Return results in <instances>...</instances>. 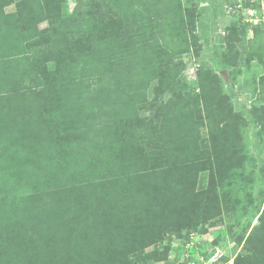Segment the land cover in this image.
<instances>
[{"label":"rangeland","instance_id":"1","mask_svg":"<svg viewBox=\"0 0 264 264\" xmlns=\"http://www.w3.org/2000/svg\"><path fill=\"white\" fill-rule=\"evenodd\" d=\"M236 1L172 0L180 8L174 24L167 29L165 44L157 50V56L162 59L155 69L157 78L149 86L147 102L137 105L134 117L130 120L133 128L130 130V139L127 138V147L133 148L136 155L145 152L149 156L155 152L153 159L156 161L160 156L157 153L166 151L169 146L161 140L166 131L163 130L160 117L155 114L154 106L165 104L171 98L182 101L183 104L176 106V110L180 107L178 113L196 110L185 137L191 138L187 140L191 144L184 145L190 155L184 158L185 161L187 164L209 162V167L221 169L218 172L221 184L217 178L211 182L210 171L204 170L199 173L192 191L188 189L179 198L166 191L167 182L160 181L158 177L160 168L151 176V170L146 176L139 174L126 201L132 207L141 204L149 206L151 202L152 212L156 207L162 208L165 215L161 220L156 219V222L160 226L162 221L164 226L171 222L168 229L172 231L169 246L168 239L163 236L145 249L148 255L145 264H209L211 258L206 259V253L212 251H215L214 254L229 255L233 264H236V257L246 250V237L264 208V100L259 99L264 95L261 92L264 91L261 83L264 77V21L261 20L264 16V0L256 1L255 4L242 0L244 9L238 8ZM108 3L109 0H64L61 3L53 0H13L12 4L4 6L5 13H15L13 26L7 30V35L12 30L8 41L15 42L19 49L12 50V46L3 41L7 35L0 33V70H4L7 78L12 79L7 80L9 86L14 85L13 93L10 90L0 92V133L5 127H11L29 115L38 106L37 102L45 104L60 95H57L60 81L56 83V80L60 78L56 74V58L68 55L74 65L81 54L91 48V42L87 44L85 38L81 43L78 41L79 32H76L72 40L75 43L67 44V50H60L59 43L66 28L53 25L42 16L40 7H59L60 19L74 15L78 9L83 13L90 9L94 14L93 41H96L111 33L113 28L109 21ZM73 47L77 50L72 51ZM65 70L66 66L63 65L60 72ZM162 76L167 81L161 80ZM255 79L260 83L257 84ZM256 88L260 91L253 95L251 90ZM0 91L3 90L0 88ZM189 96L198 98L199 103L190 101ZM229 104L243 117V127L240 134L236 135L235 143H242L245 152L251 156L237 169V177L233 176V167H224L229 164L231 157L227 152L235 141L225 127L230 117ZM255 104L261 105L257 115L260 122L254 120V113L251 112ZM3 105H7L8 110ZM78 125L76 122L75 126ZM7 136V131L0 134V141H4ZM17 142L18 132L12 144L14 151L9 152L4 159L0 156V179L5 172L17 173L31 181V188L17 198L15 206L20 210H17L12 221L6 224L0 216V245L7 243L8 236L13 238L16 235L18 226L24 228L19 233L32 236L29 244L37 243L34 239L37 240L40 235L31 232L35 229L32 225L37 219L55 224L60 221V215L67 218L66 211L70 207L76 212V222L80 224L93 207L89 204V197H81L79 193L71 191L74 184L72 179L78 174L74 161L59 160L55 147L51 145H47L43 152L39 144L25 147L21 146L23 140L18 145ZM164 157H160L164 163L172 160L170 153ZM169 166L171 168L175 163ZM42 174L48 178L47 181L37 180ZM186 176L188 178L190 174L184 173L182 179ZM101 179L97 181L96 190L99 189V199L103 201L107 195H112L113 185L106 175ZM138 196L139 200L132 202ZM117 198L115 191L111 200L105 201L108 206L105 208L99 204L102 201H98V218L101 212L104 219V214H108L112 204H117ZM24 206L26 208L23 209ZM152 221L153 217L149 220L151 225ZM196 222L201 223L199 230L186 242V225ZM21 244L20 241L17 243L18 246ZM11 247L13 249L5 251L0 246V264H33L23 263L25 257L18 255L16 245ZM61 249L71 253L65 245ZM251 261L257 264L255 260Z\"/></svg>","mask_w":264,"mask_h":264},{"label":"trees","instance_id":"2","mask_svg":"<svg viewBox=\"0 0 264 264\" xmlns=\"http://www.w3.org/2000/svg\"><path fill=\"white\" fill-rule=\"evenodd\" d=\"M53 1L61 3L64 0ZM12 2L13 0H0V33L3 36L7 35V30L13 26L15 17V13H5L3 8ZM40 8H42L40 10L42 16L53 25L66 28V33L59 43L60 50H67V44L75 43L72 40L76 32H79L78 41L81 43L85 38L87 44L91 42L89 43L91 48L81 54L74 65L68 55L56 58L58 66L56 74L60 78L56 80V83L60 81L57 95H60L45 104L37 102L38 106H35L29 115L11 127L6 125L7 127L0 133L6 131L8 133L6 139L0 141V156L4 159L9 152L14 151L12 144L14 145L16 132H18L17 145L22 140L21 146L25 147L39 144L43 152L47 145L55 147L59 160L74 161L75 165L77 164L75 167L78 174H74L76 177L72 179L74 183L71 187L72 193L89 197L91 200L89 204L93 207L89 216L80 224L76 222L78 220L76 212L70 207L66 211L68 219L62 214L59 217L60 221L55 224L49 220L37 219L32 225L35 229H31V232L40 235L37 240L34 239L37 243L29 244L32 236L29 234L25 236L24 232L19 233V230L24 231V228L18 226V230H15L16 235L13 238L8 236L7 243L0 246L3 250L9 251L12 245H16L18 255L25 257L23 263L145 264L144 261L148 256L145 249L163 236L168 239L169 246L172 242V231L168 229L171 222L166 223L165 226L163 221L161 226L156 222V219L161 220L165 215L162 208L156 207L152 212L151 202L149 206L141 204L133 208L126 201L128 194L135 187V179L139 174L146 176L151 170V176L160 168L158 172L160 181L165 180L166 191L169 194H176L178 198L188 189L192 191L201 171H210L211 182L216 178L219 183L221 180L218 173L221 172L220 168L215 170L214 167H209V162L203 163V161L201 164H187L184 159L186 156L190 157L184 145L189 144L187 140L191 138L185 137L196 110L190 113H178L180 107L176 110V106L183 104L182 101L171 98L165 104L154 106L155 114L160 117L163 130L166 131L161 140L169 146L166 151L157 153L160 156L156 161L153 159L155 152L149 156H146L145 152L136 155L133 148L127 147V138L130 139V130L133 128L130 120L134 117L133 112L137 105L148 100L149 86L157 78L155 69L162 61L157 56V50L165 44L167 29L174 24L180 5L173 4L172 0H109V21L113 28L111 33L96 41H93L94 14L90 9L85 13L78 9L74 15L60 19L59 7L55 9L41 6ZM247 25L248 23L245 24ZM10 33L3 41L16 51L19 45L8 41ZM75 50L77 48L73 47L72 51ZM63 65L66 66V70L60 72ZM4 75L6 76L4 70H0V88L3 90L0 92L5 93L10 90L13 93L14 85L9 86L7 81L12 79H8L7 76L4 78ZM160 79L163 80L165 77L162 76ZM255 81L257 84L260 83L257 79ZM261 83L264 85V77L261 78ZM258 90L252 89L251 92L256 95ZM188 99L199 103V99L195 96H189ZM259 99L264 100V95L262 94ZM3 106L8 110L7 105ZM260 106L255 104L251 111L256 122H260L259 117L257 118ZM229 107L230 117L225 127L226 132L233 135L235 143L236 135L240 134L243 127V117L235 111L232 104H229ZM6 121L8 123V117ZM76 122L79 124L78 127L75 126ZM234 143L227 152L231 157L228 160L229 164L224 167H233V176L237 177V169H240L244 161H248L251 156L245 152L242 143ZM168 153L172 160L164 163L160 157ZM91 158H93L92 162ZM173 163L175 166L169 168V164ZM187 169L190 176L187 178V175L182 179ZM104 175L113 185L111 189L113 193L102 201L99 199L100 191L99 189L97 191L96 187L97 181L102 180ZM43 179L47 181L48 178L44 174L37 178L38 181ZM30 183L31 181L18 176L17 173L5 172L2 180L0 179V216L6 224L12 221L18 213L17 210H20L16 208L15 203L18 201L17 198L30 190ZM115 191L118 197L117 204H112L108 214H104V219L101 212L98 218L99 210L98 208L96 210L98 201H102L99 204L104 208L108 207L105 201L111 200ZM71 197L72 195L69 196L70 199ZM138 200L139 196L132 202ZM152 217L153 225L149 222ZM141 220L147 221L144 222L146 225ZM199 221L201 222L200 219ZM199 225L201 223L197 222L186 225V242H189L192 234L199 230ZM19 241L23 243L21 246L17 245ZM63 245L71 253L63 251L61 249ZM26 246L27 250H25ZM245 249V252L236 257V264H252V259L257 264L264 263V208L258 215L257 223L246 237ZM214 252L206 253V259L211 258ZM229 259H231L229 255H224L220 261Z\"/></svg>","mask_w":264,"mask_h":264},{"label":"built area","instance_id":"3","mask_svg":"<svg viewBox=\"0 0 264 264\" xmlns=\"http://www.w3.org/2000/svg\"><path fill=\"white\" fill-rule=\"evenodd\" d=\"M256 1H259V0H247V3L249 2L250 4H252V3H254L255 4V2ZM241 2H242V0H237L236 2H235V4L237 3V5H238V8H242V9H244V6H243V4H241ZM240 10V9H239ZM263 15H264V9H263ZM253 18H255V17H253ZM261 20H263L264 21V16L261 18ZM217 255V256H216ZM216 256V257H215ZM223 255L222 254H218V253H216V254H214L212 257H211V259H210V263L209 264H215V262H216V264H233V260L232 259H229L228 261H220V259H221V257H222ZM215 261V262H214ZM214 262V263H213Z\"/></svg>","mask_w":264,"mask_h":264}]
</instances>
